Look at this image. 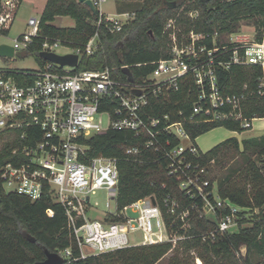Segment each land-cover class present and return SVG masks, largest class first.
I'll use <instances>...</instances> for the list:
<instances>
[{
  "label": "built area",
  "instance_id": "built-area-1",
  "mask_svg": "<svg viewBox=\"0 0 264 264\" xmlns=\"http://www.w3.org/2000/svg\"><path fill=\"white\" fill-rule=\"evenodd\" d=\"M92 1L100 10L106 0ZM18 7V0H0V31L13 24ZM188 15L196 18L199 12L193 10ZM130 18V13L109 16L100 10L97 24L105 23L110 31L118 32ZM166 29L171 30L172 55L155 61L154 70L138 82L132 77L127 80L114 77L111 67L76 71L84 55H92L99 49L98 31L83 47L71 46L60 37L44 38L41 52L78 54L75 66L43 58L44 63L38 70L24 69L20 79L8 74V69H0V133H10L13 141L21 129L22 138L28 134L35 139L34 144L13 148L12 153L21 149L27 159L18 163L16 158L3 165L0 183L6 191L32 200L41 198L46 186H50L56 200L65 207L79 248L78 254L72 247L59 250L63 264L136 245L170 241L176 246L179 241L193 236L187 232L192 210L217 222L213 230L200 234L203 241L212 243L228 232L238 231L241 219L248 216V213L242 215L246 208L222 197L218 184L207 177L209 168L202 162L203 151L198 145L192 143L185 147L182 141L192 140L185 123L194 122L195 115L201 112L209 121L241 119L244 127L252 126L254 119L242 114L243 101L248 96L223 92L217 70L243 64L259 65L264 71V24L260 30L242 26L223 37L216 32L212 47L204 42L203 32L192 30L179 38L180 28L174 18L168 20ZM41 32V17H30L26 31L15 39V54L28 49ZM60 48L68 51L59 53ZM188 76H192L198 88L190 117L171 121L169 115L155 116L148 111L151 97L159 98L169 89H177L179 82ZM263 77L257 92L264 98ZM104 115L108 117L106 126ZM111 128L131 131L139 138V144L125 151L136 161H144L147 150L156 154V161L165 158L168 175L177 178L179 189L192 200L191 206L182 207L179 200L169 194L162 201L147 195L121 207L117 157L92 156L83 140ZM102 188L108 192V210L102 218H91L88 215L93 209L91 196ZM136 232L141 233L142 239L132 242L129 234ZM196 261L203 264L200 257H196ZM256 264H264V261Z\"/></svg>",
  "mask_w": 264,
  "mask_h": 264
},
{
  "label": "trees",
  "instance_id": "trees-1",
  "mask_svg": "<svg viewBox=\"0 0 264 264\" xmlns=\"http://www.w3.org/2000/svg\"><path fill=\"white\" fill-rule=\"evenodd\" d=\"M22 1L18 0L19 5ZM118 1L119 13H130L131 18L121 31L112 32L105 23L97 24L99 9L94 13L79 0H46L41 15V35L26 49L27 54H34L43 64L40 52L46 36L60 37L71 46L83 47L98 31L99 49L92 55H84L76 71L111 67L114 77L126 80L132 77L138 82L154 70L155 61L172 55L171 30L166 29L171 18L180 28L179 38L192 30L203 32L208 47L213 46L216 32L223 37L244 25L251 24L260 30L264 24V0ZM193 10L199 12L198 17L188 15ZM58 16L72 17L75 25H55L53 22ZM124 66L129 68L130 75ZM23 71L8 69L7 73L20 79ZM217 74L223 92L248 96L243 101V117L250 120L264 117V98L257 92L264 76L261 66L233 64L228 69L219 68ZM197 96L198 88L192 76H188L179 82L177 89L171 88L159 98L151 97L148 111L155 116L169 115L171 121H184L192 115ZM206 118L207 115L201 112L195 115L194 122L185 123L194 142L203 133L219 126L237 132L248 129L241 119L209 121ZM22 132L19 129L13 141L10 133H0V142L3 141L0 169L16 158L18 163L27 159L21 149L12 153L15 146L22 148L35 143L28 134L22 138ZM83 140L89 146L90 155L117 157L120 170L118 203L121 207L147 195H154L162 201L169 194L176 197L182 207L191 206L192 200L179 189L177 178L168 175L165 158L154 160L156 154L151 150L145 151L144 161L128 156L126 149L140 143L133 132L111 128ZM202 162L208 165L207 177L218 184L220 195L246 208L242 215L248 213V216L241 219L238 231L228 232L213 243L203 241L200 234L213 230L217 222L192 210L187 232L193 236L179 241L176 246L170 241L136 245L77 258L66 264H157L171 250L175 253L168 264H196V257H200L203 264H256L264 261V135L244 139L228 137L203 151ZM67 247H72L75 254L79 253L65 207L56 200L49 185L41 198L32 200L23 194L6 191L0 183V264L43 261L46 250L58 252Z\"/></svg>",
  "mask_w": 264,
  "mask_h": 264
},
{
  "label": "rangeland",
  "instance_id": "rangeland-1",
  "mask_svg": "<svg viewBox=\"0 0 264 264\" xmlns=\"http://www.w3.org/2000/svg\"><path fill=\"white\" fill-rule=\"evenodd\" d=\"M46 0H23L19 7L16 10V16L13 24L6 29V31H0V44L6 43L9 45L15 44V39L22 33H24L27 29V23L30 17H38L40 18L45 7ZM120 2L118 0H106L101 6L100 10L109 16H116L117 13L120 12ZM124 15H121V18L124 19ZM55 24L61 27H73L75 22L74 19L70 16H61L60 18L55 19ZM247 28L252 27L253 25L248 24L244 25ZM68 50L65 48H60L58 50L59 53H65ZM41 67V63L39 59L34 54H27L26 50H18L17 53L10 56H0V69H30V70H38ZM264 81V77H263ZM103 122L106 126L108 124V117L106 115L103 116ZM248 128L242 132H237L230 130L224 126L216 127L212 130H209L202 135H200L196 141L191 139H183V146L187 147L192 143H196L198 147L206 152L211 149L213 146L221 142L222 140L231 137L238 136L239 138H244L252 135L253 133ZM235 132L236 135L233 134ZM3 141L0 142V146ZM108 192L107 189L102 188L98 189L96 193L91 196V204L93 205V209L89 210V217L91 218H102L105 211L108 210ZM112 209L115 208V202L111 201ZM129 237L132 242L140 241L142 239V235L140 232L130 233ZM175 253L174 250H171L162 260H160L157 264H168L169 258ZM196 264L197 261H196Z\"/></svg>",
  "mask_w": 264,
  "mask_h": 264
},
{
  "label": "water",
  "instance_id": "water-1",
  "mask_svg": "<svg viewBox=\"0 0 264 264\" xmlns=\"http://www.w3.org/2000/svg\"><path fill=\"white\" fill-rule=\"evenodd\" d=\"M80 2H84L86 5L90 7V9L97 13L98 8L93 3L92 0H79ZM15 55V47L13 45H9L6 43L0 44V56H14ZM40 56L46 60H50L52 62L60 63L61 65H71L75 66L78 64L79 56L78 54H58L55 52L42 51L40 52ZM127 73L130 75V71L128 67H124ZM136 93L141 94L139 89L134 90ZM64 258L58 254L57 252H52L50 250H46V259L43 261H38L35 263H27V264H63Z\"/></svg>",
  "mask_w": 264,
  "mask_h": 264
},
{
  "label": "crops",
  "instance_id": "crops-1",
  "mask_svg": "<svg viewBox=\"0 0 264 264\" xmlns=\"http://www.w3.org/2000/svg\"><path fill=\"white\" fill-rule=\"evenodd\" d=\"M60 17L61 16H58L57 18H60ZM74 22H75V20H74ZM53 23L55 24V21ZM55 25H57V24H55ZM250 130L253 134L248 136V137H244V138L257 137V136L264 135V117L254 118V120L252 121V126H251ZM233 134L236 135L235 132H233ZM244 138H240V139H244Z\"/></svg>",
  "mask_w": 264,
  "mask_h": 264
}]
</instances>
